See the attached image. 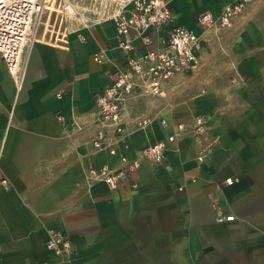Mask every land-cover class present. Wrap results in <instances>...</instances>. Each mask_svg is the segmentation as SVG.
<instances>
[{"label":"crops","instance_id":"crops-1","mask_svg":"<svg viewBox=\"0 0 264 264\" xmlns=\"http://www.w3.org/2000/svg\"><path fill=\"white\" fill-rule=\"evenodd\" d=\"M170 1L174 24L193 27L199 13L234 0ZM207 37V61L219 47L222 65L240 75L243 69L244 84H254V108L239 110L254 116L253 138L241 121L233 157L229 145L217 146L219 135L186 133L170 143L164 162H143L132 176L137 187L117 189L89 186L84 177L89 164L118 161L91 144L95 93L125 61L115 26L92 29L87 42L36 41L21 89L0 55V170L8 179L0 185V264H264V0H254L231 27ZM101 49L102 64L94 60ZM251 68L253 77L247 76ZM166 88L163 96L129 101L127 138L135 147L167 138L161 115L177 122L163 107L139 114L148 109L139 101L170 100ZM138 116L153 123L138 129ZM229 177L236 180L227 184ZM224 214L235 217L220 218ZM51 230L68 233L76 248L72 261L46 247Z\"/></svg>","mask_w":264,"mask_h":264},{"label":"built area","instance_id":"built-area-1","mask_svg":"<svg viewBox=\"0 0 264 264\" xmlns=\"http://www.w3.org/2000/svg\"><path fill=\"white\" fill-rule=\"evenodd\" d=\"M253 1L234 0L221 10L207 9L197 15L196 25L189 27L174 24L170 0H0V55L17 89H21L29 55L37 41L38 22L46 10L61 14L67 23L65 35L76 33L83 40L92 29L113 24L125 61L113 71L109 85L95 93L92 122L96 131L91 144L96 152L105 151L118 161L89 164L84 177L89 186L102 182L111 189L128 184L137 187L132 176L145 160L164 162L170 143L181 135L205 136L208 117L199 114L187 123L172 122L161 115V125L169 129L167 138L137 148L127 138L129 101L136 97L163 96L176 76L199 70L209 42L207 34L231 27ZM94 60L106 62L104 49L94 54ZM153 120L150 116H138L135 125L145 130ZM120 145L123 152L119 151ZM235 180L229 177L226 183ZM7 183L0 170V185ZM234 217L224 214L220 218ZM46 247L65 262L72 261L76 255L68 233L61 230L49 232Z\"/></svg>","mask_w":264,"mask_h":264},{"label":"rangeland","instance_id":"rangeland-1","mask_svg":"<svg viewBox=\"0 0 264 264\" xmlns=\"http://www.w3.org/2000/svg\"><path fill=\"white\" fill-rule=\"evenodd\" d=\"M66 25L67 23L62 19L60 13H57L55 10H46L38 22L37 41H49L58 44L65 43L62 41V38H65L70 41L72 39H77L81 42H87L88 36L87 39L83 40L76 33L65 35L64 31ZM255 39L258 38L256 37ZM262 41L264 50V37ZM217 43L220 44V42ZM249 46V44H246V47ZM253 46L255 45L253 44ZM257 46H260V43H258ZM205 50L204 61L199 70L191 74H180L169 83L168 86H171V88L167 93L170 94V100L159 101V99H157V101H154V99H148L147 101H139L141 107L147 106L148 108L139 114H147L148 112L153 113L163 107L165 111L168 110L170 112L172 120L175 119L174 121L177 122L181 120L191 123L194 116L199 114L207 116V112L213 110L215 115L212 117L207 116L208 123L205 136L215 138L219 135V143L217 146L221 148V143H226L229 146L227 149H224L233 152V157H238V148L231 145L237 143L239 140V131L242 128L241 121L243 124V121H245V124L251 126L252 132H250L247 138H253L254 135V116H243L239 112L240 109L254 108V98H252L254 84H244L245 78L242 71L243 69L238 68L242 76L238 73L237 69H230L222 65L220 60L223 53L219 47L218 51H215L214 55L212 54L213 57L210 61H207V55L209 56L208 49ZM88 51L89 48L84 47L82 49V54L88 55ZM247 70V76L253 77L254 68ZM234 78H237L238 81L233 82ZM253 79L254 78H252V81ZM172 86L177 87L175 88ZM250 92L251 97H249ZM181 107L184 109L183 111H181ZM151 113L149 115H151ZM172 115L177 116L172 118ZM188 149L190 150V148ZM235 159L237 160V158Z\"/></svg>","mask_w":264,"mask_h":264}]
</instances>
